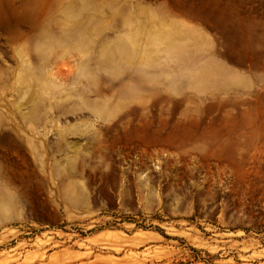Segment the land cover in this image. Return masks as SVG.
I'll list each match as a JSON object with an SVG mask.
<instances>
[{
	"label": "rangeland",
	"instance_id": "374dc122",
	"mask_svg": "<svg viewBox=\"0 0 264 264\" xmlns=\"http://www.w3.org/2000/svg\"><path fill=\"white\" fill-rule=\"evenodd\" d=\"M0 264H264V0H0Z\"/></svg>",
	"mask_w": 264,
	"mask_h": 264
}]
</instances>
